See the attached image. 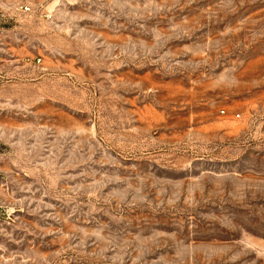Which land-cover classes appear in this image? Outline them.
Listing matches in <instances>:
<instances>
[{
	"label": "rangeland",
	"instance_id": "rangeland-1",
	"mask_svg": "<svg viewBox=\"0 0 264 264\" xmlns=\"http://www.w3.org/2000/svg\"><path fill=\"white\" fill-rule=\"evenodd\" d=\"M0 264H264V0H0Z\"/></svg>",
	"mask_w": 264,
	"mask_h": 264
},
{
	"label": "built area",
	"instance_id": "built-area-1",
	"mask_svg": "<svg viewBox=\"0 0 264 264\" xmlns=\"http://www.w3.org/2000/svg\"><path fill=\"white\" fill-rule=\"evenodd\" d=\"M20 10L23 12V13H28L30 12V8L28 6H21L20 7Z\"/></svg>",
	"mask_w": 264,
	"mask_h": 264
}]
</instances>
